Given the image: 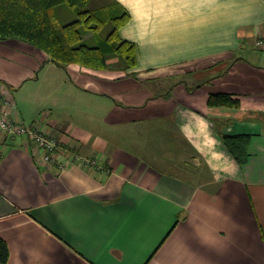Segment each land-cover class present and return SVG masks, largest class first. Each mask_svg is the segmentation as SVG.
<instances>
[{"label":"crops","instance_id":"0c3cea01","mask_svg":"<svg viewBox=\"0 0 264 264\" xmlns=\"http://www.w3.org/2000/svg\"><path fill=\"white\" fill-rule=\"evenodd\" d=\"M115 1L131 16L129 70L0 42L20 120L99 163L60 172L0 134L8 264H264V0ZM218 93L241 108L209 107ZM212 119L251 136L245 166Z\"/></svg>","mask_w":264,"mask_h":264},{"label":"trees","instance_id":"16d2710c","mask_svg":"<svg viewBox=\"0 0 264 264\" xmlns=\"http://www.w3.org/2000/svg\"><path fill=\"white\" fill-rule=\"evenodd\" d=\"M92 1L0 0V42H24L47 54L52 63L62 68L72 64L98 71L118 66L122 70L134 68L136 47L120 37L121 28L131 20L130 14L115 0L90 7ZM0 85L10 89L2 81ZM208 105L241 108L240 100L226 93L212 94ZM213 122L229 152L241 167L245 166L250 158L251 136L227 135L223 129L230 124L229 120ZM9 259V247L0 237V264H8Z\"/></svg>","mask_w":264,"mask_h":264},{"label":"built area","instance_id":"2783aa9c","mask_svg":"<svg viewBox=\"0 0 264 264\" xmlns=\"http://www.w3.org/2000/svg\"><path fill=\"white\" fill-rule=\"evenodd\" d=\"M258 49H264V35L256 41ZM11 89L0 85V134L9 138L19 137L22 140L33 142L36 148L38 161L43 166L56 167L60 172L71 165H80L86 168L97 167L96 160L86 159L68 151L57 136L42 129L39 125H26L17 114ZM101 169V167H100Z\"/></svg>","mask_w":264,"mask_h":264},{"label":"rangeland","instance_id":"374dc122","mask_svg":"<svg viewBox=\"0 0 264 264\" xmlns=\"http://www.w3.org/2000/svg\"><path fill=\"white\" fill-rule=\"evenodd\" d=\"M112 3L111 0H93L90 4V7H97V6H101V5H107V4H110ZM63 14V12H62ZM117 63V62H116ZM13 142H20L22 141L21 138L19 137H16L14 140H12Z\"/></svg>","mask_w":264,"mask_h":264}]
</instances>
